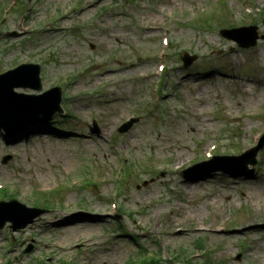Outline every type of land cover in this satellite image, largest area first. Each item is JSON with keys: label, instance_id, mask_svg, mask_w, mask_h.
Here are the masks:
<instances>
[{"label": "rangeland", "instance_id": "1", "mask_svg": "<svg viewBox=\"0 0 264 264\" xmlns=\"http://www.w3.org/2000/svg\"><path fill=\"white\" fill-rule=\"evenodd\" d=\"M8 2L0 0V14ZM18 3L25 9L0 18V73L25 57L43 62L40 90L14 89L37 94L61 85L69 116L9 135L0 129V184L29 207L35 192H52L48 210L31 224L0 229L3 264H126L147 252L158 264H200L207 255L222 264H264V145L251 174L198 176L230 165L215 161L180 176L210 145L233 156L264 133V40L240 48L219 35L221 26L252 22L264 34V0ZM163 36L170 44L165 74L157 76ZM185 52L197 55L186 67ZM131 117L136 122L117 133ZM4 155L11 158L1 163ZM119 163L132 168L115 181ZM88 168L96 184L85 187L78 174ZM112 202L120 215L109 211ZM199 247L207 253L200 256Z\"/></svg>", "mask_w": 264, "mask_h": 264}, {"label": "water", "instance_id": "2", "mask_svg": "<svg viewBox=\"0 0 264 264\" xmlns=\"http://www.w3.org/2000/svg\"><path fill=\"white\" fill-rule=\"evenodd\" d=\"M232 32H234V30L223 31L222 34L226 37L233 38L231 35ZM255 40L256 34L253 33L252 39L249 43H247V45H253ZM194 58L195 57L185 55L183 58L184 64L188 65ZM15 87H30L33 89H40L41 85L38 66L22 65L13 70L0 74V127L4 128L6 131L15 132L23 128L25 125L34 124L40 121H47L52 116V114L59 110V89L53 88L40 95L28 96L15 93L13 91V88ZM131 124V121L123 124L119 128V131L128 129ZM263 142L264 139L262 140V143ZM255 152L256 148L247 151L239 157H215L214 159L241 160L242 169L240 171H244L248 163H254ZM219 169L228 171L229 173L232 172V170L225 167L210 169L207 172ZM10 205L19 208L23 212H31L27 221L30 220L31 216H35L42 212L35 208H27L23 204H20L16 201H11L8 203L0 202V213L3 214L2 212H5L3 214V216H5L3 219L4 221H2L1 225L5 222V220L14 221V215H12L9 210L3 209Z\"/></svg>", "mask_w": 264, "mask_h": 264}, {"label": "trees", "instance_id": "3", "mask_svg": "<svg viewBox=\"0 0 264 264\" xmlns=\"http://www.w3.org/2000/svg\"><path fill=\"white\" fill-rule=\"evenodd\" d=\"M43 206H44V204H43ZM205 264H216L215 262L213 263V262H210V259H206V261L204 262ZM203 263V264H204ZM140 264H158V259L157 258H151L150 260H148V261H142Z\"/></svg>", "mask_w": 264, "mask_h": 264}, {"label": "bare ground", "instance_id": "4", "mask_svg": "<svg viewBox=\"0 0 264 264\" xmlns=\"http://www.w3.org/2000/svg\"><path fill=\"white\" fill-rule=\"evenodd\" d=\"M194 183H196V182H194ZM192 184H193V183H192V182H190V183H189V185H187V187H188V188H190L189 186H192ZM260 230H261L262 232L264 231V229H263V228H260Z\"/></svg>", "mask_w": 264, "mask_h": 264}]
</instances>
